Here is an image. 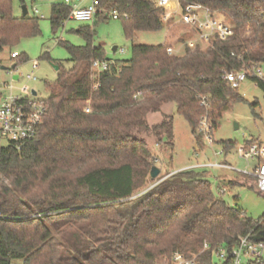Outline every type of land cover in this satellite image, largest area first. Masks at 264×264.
<instances>
[{
    "label": "trees",
    "instance_id": "16d2710c",
    "mask_svg": "<svg viewBox=\"0 0 264 264\" xmlns=\"http://www.w3.org/2000/svg\"><path fill=\"white\" fill-rule=\"evenodd\" d=\"M99 1L105 14L94 23L107 22L113 11L126 15L120 21L130 42L137 33L164 27V10L153 0ZM179 3L227 15L232 36H216L204 50L185 45L182 55H169L167 44L132 45L129 60H112L96 80L91 63L111 60L93 44L89 26L75 31L84 46L58 43L70 70L43 56L57 66V78L46 84L38 135L20 149L0 140V264H167L175 252L210 264L218 249L232 248L239 238L260 239L264 217L247 219L197 172L176 173L138 194L155 168L140 136L152 133L170 146L173 139L171 116L153 127L148 116L173 104L199 146L202 119L213 132L243 101L224 75L264 67V0ZM12 12V0H0V51L39 33L36 19ZM50 14L53 30L69 20L62 4ZM248 79L264 93V78Z\"/></svg>",
    "mask_w": 264,
    "mask_h": 264
},
{
    "label": "rangeland",
    "instance_id": "374dc122",
    "mask_svg": "<svg viewBox=\"0 0 264 264\" xmlns=\"http://www.w3.org/2000/svg\"><path fill=\"white\" fill-rule=\"evenodd\" d=\"M153 1L157 2V0ZM23 6L27 10V17L36 19L39 33L33 36L22 35L15 43L0 51V68L9 69L8 71L0 69V85H10L13 88V95H19L20 90L27 87L29 91L36 92L38 98H45L46 84L52 85L56 81L57 66L43 59V56L48 54L52 61L61 64L66 71L70 70L72 68L70 57L64 47L58 43L64 41L76 47L84 46L86 43L83 38L75 33L81 27L92 28L93 44L102 47L106 59L113 61L129 60L132 45L156 46L165 41L164 44L173 45L174 55H182L186 44L190 48L198 44L202 50L208 46L206 43H197L195 36L183 26L171 23L173 20L177 23L180 19V7L175 2H172L167 10L173 20L169 19L167 23L164 22V27L159 32L137 33L133 42L125 38L120 20L110 19L107 22L96 24L94 22L98 19L94 22L67 20L53 30L50 13L54 4L35 3L33 0H12L14 17H22ZM33 9H37L39 14L34 15ZM217 16L227 24L230 23L227 15L219 13ZM113 47H117L116 52H112ZM120 49L124 50V54L119 53ZM14 52L20 56L17 60L10 58L11 53ZM261 70L264 77V67ZM12 75L19 76V80L12 81ZM27 75H31L34 79L27 81L25 79ZM237 93L243 101L236 103L224 113L218 123V128L209 137L212 139L211 143L208 142V137H203L198 130L197 133L202 138L198 146L190 127L183 117L177 114L173 104L165 105L161 113L148 116L150 127L161 124L165 116H171L173 118V139L172 146H170L165 138L159 142L152 133L140 136L146 141L154 155L153 166L159 170V174L151 180L148 178L144 188L138 194L176 173L194 171L212 184L216 195L219 194L229 206L240 209L247 219L256 221L264 217V196L257 193L249 176L238 172L245 170L250 172L255 167L254 162L247 163L239 157L238 149L249 140L264 143V93L249 79L240 83ZM9 94L10 92L6 90L2 97ZM227 143L232 144L229 150H226ZM1 144L6 143L1 141ZM213 164H225L232 170L211 166ZM232 181L235 184L230 186L229 182ZM212 263L219 264L218 258L214 257ZM13 264H21V262L17 261Z\"/></svg>",
    "mask_w": 264,
    "mask_h": 264
},
{
    "label": "built area",
    "instance_id": "2783aa9c",
    "mask_svg": "<svg viewBox=\"0 0 264 264\" xmlns=\"http://www.w3.org/2000/svg\"><path fill=\"white\" fill-rule=\"evenodd\" d=\"M35 3H52L54 5L62 4L69 8V20L76 22H94L101 15L105 14V9L100 6L99 0H33ZM172 2H175L180 7V19L176 24L183 26L192 35L195 36L196 42L209 44L216 36L222 39L232 36L233 29L229 24L218 18V12H211L206 7L200 4L186 3L184 7L180 6L179 0H157L158 8L164 10L163 21L167 23L170 19V14L167 12ZM33 14H39L37 9H33ZM111 20L127 19L126 15L120 16L116 11L109 14ZM171 26V25H169ZM167 53L173 54V45L167 44ZM120 54H124V50H119ZM19 55L11 53L10 58L15 60ZM114 62L107 60H95L91 63L92 79H95L103 72L109 70ZM35 66H37L35 64ZM13 76V75H12ZM255 77L259 80L263 79L262 70L256 67L252 72H231L225 74L223 79L230 83L232 88H238L240 83L249 78ZM27 81L34 78L31 75L25 77ZM19 80V76H18ZM14 81V80H12ZM97 85H94V89ZM9 91L8 96L2 97L4 91ZM13 88L4 84L0 85V140L6 144H11L20 149L22 145L32 141L38 135L41 124L43 123L46 114V105L43 99L38 98L27 87L20 90L19 95L12 94ZM138 93L137 96H140ZM202 106L208 108V103L205 98H202ZM85 112H90L85 109ZM200 134L203 137H208V142L211 143L212 131L210 124L206 118H203L200 127ZM238 154L241 159L249 162H254L255 167L250 171H238L242 175L249 176L252 179L256 191L259 195L264 196V143H256L252 140L247 141L244 146L238 149ZM211 166L232 168L225 164H213ZM1 217V215H0ZM207 244L203 249H206ZM218 258L219 264H264V242L254 240L251 235L241 237L238 243L232 248H220L214 254L213 258ZM212 258V260H213ZM167 264H203L197 258H186L179 252L173 253L167 260ZM210 264H213L212 261Z\"/></svg>",
    "mask_w": 264,
    "mask_h": 264
},
{
    "label": "water",
    "instance_id": "95a60500",
    "mask_svg": "<svg viewBox=\"0 0 264 264\" xmlns=\"http://www.w3.org/2000/svg\"><path fill=\"white\" fill-rule=\"evenodd\" d=\"M26 15H27V10H26V8L23 6V7H22V16L25 17ZM116 51H117V47H113V48H112V52H116ZM13 68H14V67H12V69H13ZM0 69L3 70V71H8V70H9L8 68H5V67H1ZM56 70H57V67H56ZM12 80L17 81V80H18V76H17V75H13V76H12ZM32 94L35 95V92L32 91ZM158 174H159V170H157L156 168H154V169L152 170L151 174H150V177H151V178H155V177H157ZM259 240L264 242V233H261V234H260V239H259Z\"/></svg>",
    "mask_w": 264,
    "mask_h": 264
},
{
    "label": "crops",
    "instance_id": "0c3cea01",
    "mask_svg": "<svg viewBox=\"0 0 264 264\" xmlns=\"http://www.w3.org/2000/svg\"><path fill=\"white\" fill-rule=\"evenodd\" d=\"M86 3H89V0H87ZM13 16H14V15H13ZM170 19H171V17H170ZM171 20H173V19H171ZM171 23H172V24H176V23L174 22V20H173V22H171ZM181 34H182V33H181ZM164 43H165V41H164ZM164 43H163V44H164ZM160 45H162V44H160ZM186 45H187V44H186ZM195 45H198V44H195ZM187 46L190 47L189 45H187Z\"/></svg>",
    "mask_w": 264,
    "mask_h": 264
}]
</instances>
